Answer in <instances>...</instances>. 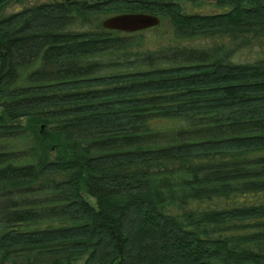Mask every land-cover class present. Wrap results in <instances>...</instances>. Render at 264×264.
Returning <instances> with one entry per match:
<instances>
[{
  "label": "trees",
  "instance_id": "obj_1",
  "mask_svg": "<svg viewBox=\"0 0 264 264\" xmlns=\"http://www.w3.org/2000/svg\"><path fill=\"white\" fill-rule=\"evenodd\" d=\"M23 1L0 0V264H264V0ZM124 13L160 24L102 28Z\"/></svg>",
  "mask_w": 264,
  "mask_h": 264
},
{
  "label": "water",
  "instance_id": "obj_2",
  "mask_svg": "<svg viewBox=\"0 0 264 264\" xmlns=\"http://www.w3.org/2000/svg\"><path fill=\"white\" fill-rule=\"evenodd\" d=\"M160 19L146 13H124L110 16L102 21V28L122 33H135L157 27Z\"/></svg>",
  "mask_w": 264,
  "mask_h": 264
},
{
  "label": "rangeland",
  "instance_id": "obj_3",
  "mask_svg": "<svg viewBox=\"0 0 264 264\" xmlns=\"http://www.w3.org/2000/svg\"><path fill=\"white\" fill-rule=\"evenodd\" d=\"M44 1H46V0H24L21 4L8 7L5 12L10 13L13 10L20 8L22 6H29V5L35 4L37 2H44ZM195 10L197 12H200V13H213L214 7H212V5L207 4V5H203L200 8H196ZM148 36L151 38L153 36V34L148 33Z\"/></svg>",
  "mask_w": 264,
  "mask_h": 264
}]
</instances>
